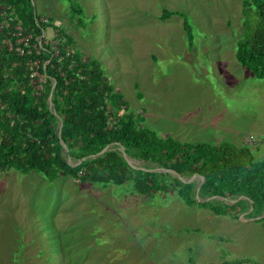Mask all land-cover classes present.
I'll list each match as a JSON object with an SVG mask.
<instances>
[{
	"label": "rangeland",
	"instance_id": "rangeland-1",
	"mask_svg": "<svg viewBox=\"0 0 264 264\" xmlns=\"http://www.w3.org/2000/svg\"><path fill=\"white\" fill-rule=\"evenodd\" d=\"M72 1L81 6V17L72 15L68 0L24 5L44 25L32 48L47 59L28 61L36 67V93L48 85L51 99L56 82L50 71L57 69L50 58L64 47L103 74L110 128L123 120L161 138L238 146L253 135L260 142L248 146L253 159H264V78L235 58L243 0ZM3 2L10 9L0 30H8L2 40L15 52V66L32 37L21 25L8 27L14 10L10 0ZM164 11L173 14L162 18ZM12 79L6 91L17 89ZM124 160L142 171L138 162ZM94 179L60 173L49 181L35 170L0 168V264H264L258 217L215 215L198 197L188 205L172 180L142 195L133 182ZM193 179L198 185L203 180Z\"/></svg>",
	"mask_w": 264,
	"mask_h": 264
},
{
	"label": "trees",
	"instance_id": "trees-1",
	"mask_svg": "<svg viewBox=\"0 0 264 264\" xmlns=\"http://www.w3.org/2000/svg\"><path fill=\"white\" fill-rule=\"evenodd\" d=\"M68 1L72 15L81 17V6ZM10 2L14 16L8 27L13 30L21 25L24 35L32 39L25 57L14 66L15 52L2 40L8 30H0V168L14 167L23 174L35 170L49 181L60 173L80 181L94 175V182L100 184L130 181L142 195L160 190L172 180L188 205L197 204V193L199 205L215 215L246 214L253 205L247 216L258 217L264 225V159L254 160L248 146L161 138L149 129L124 125L123 120L110 128L105 109L108 85L103 74L85 67L79 56H70L64 47L59 57L52 54L50 58L57 69L56 73L50 71L56 82L51 99L48 85L36 93L31 83L36 67L28 61L38 60L40 65L47 59L43 50L32 48L44 25L25 10L30 0ZM8 3L0 0L4 8L0 24ZM241 7L242 34L236 42L235 58L254 77L263 79L264 0H243ZM172 14L164 11L162 18ZM8 77L13 78L17 89L5 90ZM113 100L121 101L119 96ZM122 151L143 170L126 163ZM76 158L79 163L74 166ZM81 170L84 175L80 176ZM168 171H175L182 180ZM196 175L203 179L200 189L193 179ZM251 263L236 260L222 264Z\"/></svg>",
	"mask_w": 264,
	"mask_h": 264
},
{
	"label": "built area",
	"instance_id": "built-area-1",
	"mask_svg": "<svg viewBox=\"0 0 264 264\" xmlns=\"http://www.w3.org/2000/svg\"><path fill=\"white\" fill-rule=\"evenodd\" d=\"M2 9H4V8L0 7V11H1ZM5 9L8 10V9H10V7L8 6V7H6ZM42 22H43V23H46V21H45V22L42 21ZM55 57H56V56H55ZM34 63H39V62L35 61ZM244 141H245L244 144L247 145V146H251V145H254V144L258 145V144L260 143V142L258 141V139H257L256 137H254L253 135L246 137ZM257 143H258V144H257Z\"/></svg>",
	"mask_w": 264,
	"mask_h": 264
},
{
	"label": "water",
	"instance_id": "water-1",
	"mask_svg": "<svg viewBox=\"0 0 264 264\" xmlns=\"http://www.w3.org/2000/svg\"><path fill=\"white\" fill-rule=\"evenodd\" d=\"M122 154H123V156H124L125 159H128V156H127V154H126L124 151H122ZM142 170H143V169H142ZM168 172H170V171H168ZM173 172H175V171H173ZM176 174H177V173H176ZM177 178H179L180 180H182V179L180 178L179 174H177ZM202 183H203V182H202ZM202 183L199 185L198 189H200V188L202 187ZM197 197H198V193H197L196 196H195L196 200H197ZM232 203H235V202H232ZM253 209H254V207H253V205H252V208H251L247 213H250L251 211H253Z\"/></svg>",
	"mask_w": 264,
	"mask_h": 264
}]
</instances>
